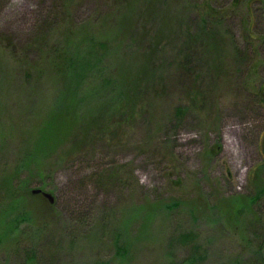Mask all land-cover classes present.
Masks as SVG:
<instances>
[{"label": "rangeland", "instance_id": "1", "mask_svg": "<svg viewBox=\"0 0 264 264\" xmlns=\"http://www.w3.org/2000/svg\"><path fill=\"white\" fill-rule=\"evenodd\" d=\"M128 3L0 0V185L20 157L51 168L26 163L0 186V248L31 217L47 223L0 264H21L29 245L36 264H264V194L249 181L264 166V0H160L149 17ZM57 50L90 74L72 100ZM137 93L130 126L67 160L65 119L103 121Z\"/></svg>", "mask_w": 264, "mask_h": 264}, {"label": "trees", "instance_id": "2", "mask_svg": "<svg viewBox=\"0 0 264 264\" xmlns=\"http://www.w3.org/2000/svg\"><path fill=\"white\" fill-rule=\"evenodd\" d=\"M159 1L160 0H142L143 7H141L140 12L142 14H146L149 9L153 10V8L155 6V3L159 2ZM234 1H236V0H234ZM121 2L125 3V5L127 7L129 6L128 0H121ZM234 4H235V2H234ZM150 15H151L150 13H147L145 15V17H149ZM56 18L57 17L55 15L51 19L54 20ZM127 27H128V24H127ZM144 39L145 40H151V41L155 40V35L150 37V34H148V31H146L145 32V36L144 35H142V37L139 36L138 41H139L141 46H142V42L144 41ZM106 46H105V49H106ZM149 54L152 55L153 51L150 52V53H147V55H145L143 57L145 63H150V61H151V55H149ZM56 60H58V62L60 61L59 64H57L59 67L61 66V68H59L60 71L65 68V65L67 66L68 70H70V69L73 70V74L69 75V76L66 74V72L63 73L64 89L66 88V90H65L66 94H68L69 99L72 100L73 96H74L73 90L76 87L75 84L72 86L73 80L76 78V76H82L83 77V82L79 86V88H80L79 89V93H80V92H82L81 91L82 89L88 88L87 84L90 82L88 80L90 74L89 73L88 74H83L84 72L87 71V70H84V67H83L84 65L81 64L80 65V69H79V67L77 66L76 60H72L69 56H67V52L66 53L60 52L58 54V50H57L55 52V57L53 59V62L56 63ZM123 61L127 62L128 61V57L123 58ZM115 68H117V65L115 66ZM117 70H119V68H117L116 71ZM79 73H81V75H79ZM122 73H123L122 75L125 74L126 76L129 77V73L128 72L123 71ZM142 76L145 77L146 75L143 74ZM126 80H128V79H123L120 82L126 81ZM147 80H148V78H146V81ZM102 83L106 84L103 80H102ZM116 83H117V81H116ZM126 88L128 90L130 89L128 87H126ZM133 90L136 91L135 89H133ZM147 92H148L147 89H142L141 88V91L139 93L140 94H146ZM135 96H136V99L132 103H129V102H127L129 98H127V99L126 98H121V96L118 95L117 99L119 100L121 98V100L116 102V108L112 111L113 115H111L110 118H107V119L104 117V113H101L99 115L103 119H105L103 121L96 122V118L95 119L93 118L87 123V125H85V122H84V125H83V123H82L83 120L79 121L78 118H73V119H70L69 121H68L69 118L67 120L65 119L64 120V125H63L62 128H64L65 126H69L70 127L71 122H74V125H73L74 126L73 127L74 130L71 132V134L75 130H79V132L73 133L72 136L70 134V136L68 138L69 139V144H70V150L68 152L69 155L67 156V160L69 158H71V157L79 155V153L82 150L89 149L90 146L92 144L96 143L97 141H110L112 139V136H110V135H112V133L117 132V129L115 128V126L116 127H120V128H118L119 130H121V129L123 130L125 127L130 126V124L132 123V120H134L132 118H134L136 115H140L141 114V110L138 109V107H139L138 97L140 95L137 93ZM64 102H65V99H64ZM106 102H107L106 103V108H104V107L102 108L103 111H105V112H107L110 109V107L114 104V103L111 104L110 101H106ZM262 102L264 103V100H262ZM69 105H71V101H69ZM77 122H78V124H77ZM261 148H264V135H263V137H261V141H260V149ZM261 155H262V162H263V165H264V150L261 151ZM23 157L19 158L18 162L16 163L15 169L12 170L13 174L8 176L10 178H8L7 183L4 182L3 185H6L8 187L10 183L15 182L14 181L15 179L19 183L20 180L23 179V178H21V175L25 174L23 171H25L27 169V167H25L26 163H28L29 169H30V165H32V163L35 164V169L34 170L30 169L31 172L35 173V175H38V176H41V177H43V176L47 177V175H49V173H51V168H48V170H44L43 169L45 167L44 163L39 164L42 159L41 160H37V159L32 160L33 162H28L29 159H26L27 162H25V157L24 158ZM259 169L261 171H264V166H262V167L261 166H259V167L257 166V168L252 170L251 177H249V181L251 183H253L254 188H256L259 191L258 196L260 197V196H262L264 194V184L261 182V179H258L255 176V175H257L260 172ZM11 177H13L12 180H10ZM259 181L261 182V184H263L262 187H259V183H260ZM262 181L264 182V180H262ZM22 183H24V181H22ZM3 185H0V186H3ZM28 185L30 187V183H28ZM3 189L4 188H2V190ZM11 196L12 197H16V198H20L21 197V195H18L15 192L11 193ZM31 219L33 220L32 217H31ZM32 220H31V223L33 225L27 224L26 221H30V220H28L27 216L22 214L19 219L16 218L14 220V222L13 221L11 222V223H14V224H13L12 227L10 225V228H9L10 232L13 229H19V227L21 226V224H23V222L26 223V225L24 224L22 226H24L26 229L24 230L23 229L24 227H22L23 231L21 230L22 233L20 232L21 233L20 236H18V237L13 236L11 238V242L8 243L7 240H6V242H5L6 245H3L0 248V257H4L6 255L9 256L8 253L12 249V248L8 249L9 246H11V247L13 246V248H14L15 245H17L16 247H19L22 244V242L24 241V239H25L24 242H27L26 240H28V238H31V232L32 231H37L38 237L40 236V234L43 232V229L46 227L47 223L42 222V221H41L42 223H39V222H34L36 220H34V221H32ZM34 224H38V225L34 226ZM23 236H25V238H22ZM3 239H6V238H3ZM33 248H35V246L29 245V247L27 248V250L23 254V259L24 260L22 259V261H21L22 263L21 264H36L37 262H39V259L35 257V253L31 250ZM37 248H39V247H37ZM260 250L262 251V250H264V248L260 247ZM3 261H6V263H4V264H7V260H3Z\"/></svg>", "mask_w": 264, "mask_h": 264}, {"label": "water", "instance_id": "3", "mask_svg": "<svg viewBox=\"0 0 264 264\" xmlns=\"http://www.w3.org/2000/svg\"><path fill=\"white\" fill-rule=\"evenodd\" d=\"M263 45H264V40H263ZM31 193L34 194V195L41 194L44 198H46L48 200V202L50 204H53V202H54L53 197L49 193L43 192L40 189H33L31 191Z\"/></svg>", "mask_w": 264, "mask_h": 264}]
</instances>
